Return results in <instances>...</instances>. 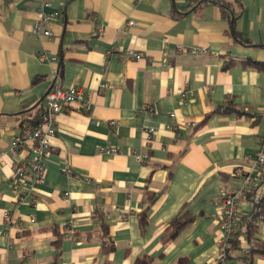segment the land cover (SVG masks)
Wrapping results in <instances>:
<instances>
[{
  "label": "crops",
  "instance_id": "0c3cea01",
  "mask_svg": "<svg viewBox=\"0 0 264 264\" xmlns=\"http://www.w3.org/2000/svg\"><path fill=\"white\" fill-rule=\"evenodd\" d=\"M41 1L45 13L58 12L50 38L32 31ZM222 1L227 8L216 0H0V264H133L142 255L213 264L220 190L240 185L231 172L250 167L264 137V71L247 63L264 62V0ZM41 52L56 61H40ZM53 81L79 88L90 105L61 110L44 180L30 181L18 201L12 162L29 153L8 147L22 123L39 119ZM226 101L246 114L216 111ZM145 127L155 129L148 142ZM250 209L242 194L239 210ZM184 211L193 220L167 240L168 223ZM102 221L114 243L106 253ZM252 236L264 241V220ZM240 257L231 249L229 264ZM252 264L264 257L254 254Z\"/></svg>",
  "mask_w": 264,
  "mask_h": 264
},
{
  "label": "built area",
  "instance_id": "2783aa9c",
  "mask_svg": "<svg viewBox=\"0 0 264 264\" xmlns=\"http://www.w3.org/2000/svg\"><path fill=\"white\" fill-rule=\"evenodd\" d=\"M47 5H49L48 2L41 1L32 31L50 38L52 32L49 28V21L58 12L45 13L43 9ZM131 22L129 21V23ZM101 32L102 28H99L98 33ZM189 50L193 53H209V50L205 48L191 47ZM127 52L136 59L143 56L141 52L132 49H127ZM38 59L52 62L56 61L57 57L49 55L47 52H41ZM54 76L57 78V73ZM102 86H105V84ZM187 96L188 92L185 89L180 92L182 101H185ZM72 103H78L83 107L90 105L89 99L82 95L79 88L74 86L62 87L53 81L45 95V105L39 119L34 123H22L19 132L11 139L8 147L11 154H15L18 150L29 153L27 159H14L12 162L14 170L12 184L14 191L17 193L18 201H21L24 195L29 192L30 181L32 183L43 182L45 157L53 149L52 138L56 134L57 116L64 107ZM174 115V113H170L171 117ZM111 124H114V121H111ZM187 124L194 126L191 121ZM154 131V127L143 129L147 142L150 141ZM101 150L103 153L117 151L115 147L102 148ZM133 154L137 161H142L145 157V155L135 153V151ZM231 176L241 178V183L238 187L224 186L220 190L216 213L218 247L213 264H229V251L234 248V242L238 245L237 249L241 251V263L252 264L250 258L252 244L248 239V230L250 226H256L264 220V137L262 138V147L256 153L250 167L236 166L232 170ZM242 194L246 195L251 202V209L246 213L239 210V197ZM31 220H33V217H31ZM5 221L10 223L12 219L9 215H6ZM66 229V231L72 232L70 227H66Z\"/></svg>",
  "mask_w": 264,
  "mask_h": 264
},
{
  "label": "trees",
  "instance_id": "16d2710c",
  "mask_svg": "<svg viewBox=\"0 0 264 264\" xmlns=\"http://www.w3.org/2000/svg\"><path fill=\"white\" fill-rule=\"evenodd\" d=\"M216 1L224 9L228 7V4L226 2L222 0H216ZM234 35H236L235 32H234ZM247 63L256 69L264 71V62L248 60ZM216 111H220L226 114L231 113V112H236L239 114H246L245 111H243L239 107L234 106L233 103H231L230 101H226V103L222 105L221 107H218ZM36 121L37 120H32V123ZM193 218L194 216L187 211H184L183 213L178 214L174 218H172L170 222L168 223L166 227V231H165L167 240H172L173 238H175L178 235V233L184 228V226L190 223L193 220ZM143 221H145V219H143ZM257 226L258 225L250 226L248 230V239L252 244L251 250H250L251 260L254 254H260L264 257V241L256 239L255 237L252 236V232L257 229ZM98 238L101 239V244H102L101 251L102 252L106 253V252L111 251L114 248V243H113L111 236L109 235L107 224L103 221L100 223ZM234 248L236 249L238 248V245L236 244V242H234ZM133 264H154V263H153L152 257H150L149 255H142V256L136 257ZM175 264H189V261H188V258L186 257H180L177 259Z\"/></svg>",
  "mask_w": 264,
  "mask_h": 264
},
{
  "label": "water",
  "instance_id": "95a60500",
  "mask_svg": "<svg viewBox=\"0 0 264 264\" xmlns=\"http://www.w3.org/2000/svg\"><path fill=\"white\" fill-rule=\"evenodd\" d=\"M45 95H46V94H45ZM45 95L39 100V102L45 97ZM39 102H38V103H39Z\"/></svg>",
  "mask_w": 264,
  "mask_h": 264
}]
</instances>
